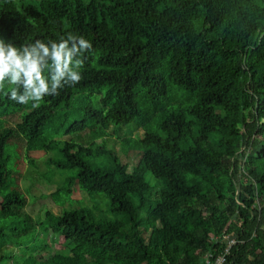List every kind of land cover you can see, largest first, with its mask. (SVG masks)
<instances>
[{"label": "trees", "instance_id": "16d2710c", "mask_svg": "<svg viewBox=\"0 0 264 264\" xmlns=\"http://www.w3.org/2000/svg\"><path fill=\"white\" fill-rule=\"evenodd\" d=\"M67 32L92 44L77 85L0 92V264H264V0H0L6 42ZM37 158L61 207L39 219Z\"/></svg>", "mask_w": 264, "mask_h": 264}, {"label": "clouds", "instance_id": "9594fccd", "mask_svg": "<svg viewBox=\"0 0 264 264\" xmlns=\"http://www.w3.org/2000/svg\"><path fill=\"white\" fill-rule=\"evenodd\" d=\"M91 48L89 40L72 32L19 47L0 38V92L18 104L38 108L46 96L59 95L60 89L82 80V57Z\"/></svg>", "mask_w": 264, "mask_h": 264}, {"label": "rangeland", "instance_id": "374dc122", "mask_svg": "<svg viewBox=\"0 0 264 264\" xmlns=\"http://www.w3.org/2000/svg\"><path fill=\"white\" fill-rule=\"evenodd\" d=\"M140 134L142 132L140 131ZM114 145L117 149V151L121 154L122 159L125 162H129L130 168L137 162L138 155L137 152H130L128 156L124 155L122 153V149L120 147V144L117 142H114ZM51 156L55 155V152H49ZM37 166L32 167L28 162H25L24 164V172L25 176L23 180L21 181V185L24 189V192L26 193L28 199H29V207L28 210L32 212L33 210V216L36 219H39L41 215H44L45 211L49 208L52 209L55 213H59L61 210V207L58 206L53 202V200L50 198V193L54 192L57 187L59 180H55L54 182L47 181L43 176L42 173L45 172L44 164L42 159L37 158ZM148 179H150L152 182H155V178L153 175L148 174ZM72 200H73V206L77 207L79 205H88L93 207L94 203L92 199L85 193L83 190H81L78 186L74 187V193L72 194ZM67 206H70L67 203ZM55 247L56 248H62L64 246L63 240L60 238H57L55 240ZM13 252L16 251V248L12 246L11 249Z\"/></svg>", "mask_w": 264, "mask_h": 264}, {"label": "built area", "instance_id": "2783aa9c", "mask_svg": "<svg viewBox=\"0 0 264 264\" xmlns=\"http://www.w3.org/2000/svg\"><path fill=\"white\" fill-rule=\"evenodd\" d=\"M234 242H235L234 240H231V241H230V243H234ZM223 261H224V256H221V257H219V258L217 259L216 262L211 263V264H222Z\"/></svg>", "mask_w": 264, "mask_h": 264}]
</instances>
